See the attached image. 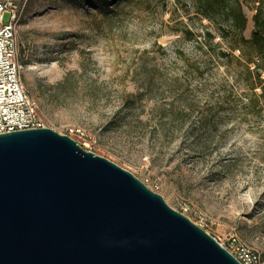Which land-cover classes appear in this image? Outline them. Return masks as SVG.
Masks as SVG:
<instances>
[{"label": "rangeland", "instance_id": "obj_1", "mask_svg": "<svg viewBox=\"0 0 264 264\" xmlns=\"http://www.w3.org/2000/svg\"><path fill=\"white\" fill-rule=\"evenodd\" d=\"M240 1L249 41L264 4ZM0 3L17 12L20 75L45 128L264 264V59L252 45L222 33L194 0Z\"/></svg>", "mask_w": 264, "mask_h": 264}, {"label": "water", "instance_id": "obj_2", "mask_svg": "<svg viewBox=\"0 0 264 264\" xmlns=\"http://www.w3.org/2000/svg\"><path fill=\"white\" fill-rule=\"evenodd\" d=\"M0 264H241L130 172L49 128L0 134Z\"/></svg>", "mask_w": 264, "mask_h": 264}, {"label": "built area", "instance_id": "obj_3", "mask_svg": "<svg viewBox=\"0 0 264 264\" xmlns=\"http://www.w3.org/2000/svg\"><path fill=\"white\" fill-rule=\"evenodd\" d=\"M10 21L4 23L5 14ZM17 12L0 3V134L45 128L36 103L28 96L20 75L16 45ZM71 134L74 130L70 131ZM236 252L231 253L241 264H261L246 245L233 240Z\"/></svg>", "mask_w": 264, "mask_h": 264}, {"label": "trees", "instance_id": "obj_4", "mask_svg": "<svg viewBox=\"0 0 264 264\" xmlns=\"http://www.w3.org/2000/svg\"><path fill=\"white\" fill-rule=\"evenodd\" d=\"M113 1V0H110ZM197 11L206 19L217 25L220 31L226 32L227 29L235 33L239 40L252 45L255 49L256 56L264 59V17L262 8H257L253 17L254 31L251 40L244 38V32L247 28V17L244 13L243 4L240 0H194ZM260 5L264 4V0H255ZM223 56H226L223 54ZM256 80L262 87L261 97L264 100V82L261 80L260 74Z\"/></svg>", "mask_w": 264, "mask_h": 264}, {"label": "bare ground", "instance_id": "obj_5", "mask_svg": "<svg viewBox=\"0 0 264 264\" xmlns=\"http://www.w3.org/2000/svg\"><path fill=\"white\" fill-rule=\"evenodd\" d=\"M86 147H87V145H86Z\"/></svg>", "mask_w": 264, "mask_h": 264}]
</instances>
